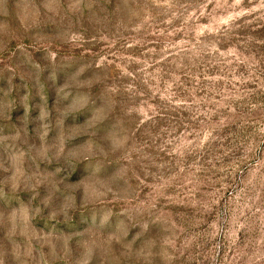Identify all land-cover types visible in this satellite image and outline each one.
I'll list each match as a JSON object with an SVG mask.
<instances>
[{"label": "rangeland", "instance_id": "1", "mask_svg": "<svg viewBox=\"0 0 264 264\" xmlns=\"http://www.w3.org/2000/svg\"><path fill=\"white\" fill-rule=\"evenodd\" d=\"M0 264H264L261 0H0Z\"/></svg>", "mask_w": 264, "mask_h": 264}, {"label": "clouds", "instance_id": "2", "mask_svg": "<svg viewBox=\"0 0 264 264\" xmlns=\"http://www.w3.org/2000/svg\"><path fill=\"white\" fill-rule=\"evenodd\" d=\"M242 3V0H235V4L239 5ZM261 7H264V0H261ZM243 13H237V15H242Z\"/></svg>", "mask_w": 264, "mask_h": 264}]
</instances>
